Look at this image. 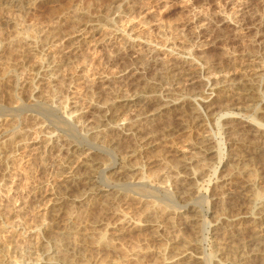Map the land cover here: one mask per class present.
<instances>
[{"label": "bare ground", "instance_id": "bare-ground-1", "mask_svg": "<svg viewBox=\"0 0 264 264\" xmlns=\"http://www.w3.org/2000/svg\"><path fill=\"white\" fill-rule=\"evenodd\" d=\"M90 1L93 4L94 3L95 4L92 5L90 3L91 5L89 4L88 7L86 6L87 8L76 7V4L78 5V3H76L75 6L73 5L72 8L70 7V5L68 6L67 4H64L63 6L64 7L67 6L68 8L66 7L67 9L64 10L63 8H61V11L53 9L50 12L51 8H49L50 10L48 11L50 13L48 15L46 13L47 18L45 17L44 19L48 20L49 22L48 26L50 30L44 33L40 28L39 29L40 31L37 30L38 31L37 35L33 34L34 36L33 35L31 36L28 34V30L30 28L29 25L32 24L30 23L32 20L29 21L31 18L29 19L27 17L28 20H26L23 17L22 19L20 15H18V17L20 16L19 18H16L17 16L16 17L13 16L14 12H16V10L18 11V9L22 6V4H24L23 2L25 1L0 0L1 20L3 19L5 25L8 27L9 30H12L14 26L19 30V34H17L18 32L17 29L15 34L12 32V34L15 35V37L14 36L13 38L10 37L11 39L8 38L9 39L8 40L5 37L10 36L9 34L11 32H9V34L8 33L5 34L7 30L6 31L3 30L5 31V33L4 32L1 33L2 31L0 29V99L2 98L0 101L3 102V98L4 96H6L4 95L6 94V89H10L11 93H15L16 91V94L14 95H15V102L16 101L17 102L15 104V107L12 106L14 108L13 109L14 111L9 109L10 112L12 111L11 113H16L19 111L21 112L26 108V105L30 104V103L24 104L26 102H24L25 100H23L24 98L22 97L23 96L22 91H24L27 88V86H29V88H32V91L34 93L40 90V86L44 84H48L51 87H55L54 83L56 81L60 82L59 80L61 76L59 75L60 68L61 67L69 68L72 62L76 63L75 61L77 60L79 55L78 54L80 50L79 48H81L79 46L81 42H89L87 41V39H93L96 36L106 37L108 35L111 36L112 34H113V39L114 37H116L115 38L116 42L118 39H122V38H118L120 36L124 37V39L126 38V40H124L123 43L121 44L125 47L127 46L128 50L125 49L124 51H122L123 53L121 54H123L122 57H124L125 60L126 58H129L128 60L131 63L130 65L131 68L127 67L128 71L123 75L124 79L127 80L125 85L127 90L126 92L128 94L125 96L123 95V97L112 99V103L108 102L110 103L109 105L108 103H106L107 101H105L107 105L105 103L103 106L96 105L95 110L97 111L98 115L93 117L94 118L93 123L98 122V125L100 124L99 126L103 127L104 129L101 128L102 129L101 130L99 128L101 130L99 131L97 127H96L97 129L95 130L94 128L88 130L89 127L87 128V126L80 125V127L82 128L83 131L86 129L84 132L87 135H92L89 138L91 139L90 141H92L93 144L99 147L101 145L102 146L105 145L106 147H108L107 136L113 135L115 136L114 138L118 139L119 143L121 142L120 144L124 146V149L127 150H124V153L122 155L123 157L121 156V154H119L121 156L119 160L116 159L119 156H117L116 158L113 157L112 160L109 157L110 161L108 160L105 163V161L103 162L102 159H98V158L95 159L92 156V152H94L93 151L94 149L89 151L88 149L85 150L84 148L83 150L79 148V146L71 142L60 143L61 145L60 147H62L63 150H65L66 154L72 156L76 155L75 158L76 164L75 163L73 164L75 166L74 168L72 167L73 171L70 169V172L71 171L73 173L76 172L77 174L75 173L72 177H70L71 175L65 177L63 175L62 177L64 178H61V180L56 183L55 191H57L58 193L53 192L52 195L54 197L51 196V198L48 200V204H47V209H49L48 212L51 216L53 215V217L58 219L61 216V214H63L65 207L68 206L74 207V205L79 203L80 204L82 203L84 207H86L88 210L90 209L91 211L93 205L94 204L98 205L99 201L95 203L96 200L94 198L91 199L92 197H89L90 199L88 198L89 200L88 201L86 200V197L90 195L95 198L96 197L100 198L101 197L100 194H104L105 192H108V191H104L105 189L100 190L101 188L94 189V187L96 186V184H98L97 175L100 176L103 184L104 181L106 182L105 183L106 185L103 186L104 188L111 187L109 183L111 179L109 180V178H111L113 175L112 176L107 175V172L111 171L112 169H114L113 171L117 170L116 172H113L115 175L120 176L121 178L124 179V180L121 179L123 180V182L121 181L123 183L121 184V186H123V188L125 187V189L133 190L134 192L132 193H134V195L138 190H140V192L144 190L143 192H145L146 189L147 190L149 189L150 190V191L148 190L149 192L146 191V194L149 193L147 195H150L152 192H159L162 195H167L171 197L173 201H175L176 203L175 205L177 204L178 205L182 204V205L181 206L179 205L180 207L177 206L178 208L176 207L175 209H172L169 206L168 208L167 205L166 206L164 205L166 208L161 207L158 204L159 201L157 199L156 201H158V203L153 201L152 196H151L152 198L150 196L149 197L152 199L151 201L153 202L145 203L144 198H146L147 197L146 196V197H142L144 200V203H142L139 202L138 200L139 198H141L140 196H142V195L138 196L139 194H141L138 191L139 194L138 192L136 193V195L139 197L138 198L136 196L138 198L137 199L138 201H135L136 200L135 197L133 198L131 197L132 199H134V202H136L137 204L136 206L138 207L137 209H133L134 211L133 214L129 212L131 216L128 215L129 216L128 217L126 213L129 208L125 210L126 213L124 212L125 213L124 214L122 212L124 207L123 209H121L120 212L119 209L117 210L115 209L117 206L113 202V204L116 207L115 206L112 207L111 210L110 208H105V206H109V205L106 204L107 202L104 203L102 201L101 203H104L105 206L104 205L101 206L104 207L105 210L109 209V211L110 210L112 211L111 214L113 216V219H111L112 221L109 220L111 217L110 218L108 217L109 219H107L108 221L106 222L104 221L102 222L103 219H100L101 220L100 221L99 218H97L98 216L95 217V219L97 218L99 220L98 222L99 224H95L96 227H94L91 232L89 231L90 233L85 235L83 233L84 237L81 238V241H78L80 240L78 239L77 240L78 242H76L74 239V237L78 235L77 232L76 235L74 233L75 236L73 235V237L70 236L71 233H69V231L68 232L66 231L67 229L65 230L67 233L60 232L61 234L60 235L58 234L59 236H57V239L59 238L58 242L62 241L60 244L62 243L63 244H62V248H56L55 252L53 250L52 251L43 250L42 252H40L41 254H38L37 252H39L38 251L39 249L37 248L41 247V243L39 244L38 240L36 239L33 245L34 249L32 248L30 250V253L37 255L35 259L36 262L35 264H264V188L259 187L257 184L258 180L260 179L259 176L257 175L259 171H257L256 173L257 169L255 170L254 168L252 169L250 166H248L250 165V163L245 159L246 157L245 158L241 157L242 154L241 155L238 154V150L245 149L246 151L249 150L248 152H250L251 149H254L252 151H254L255 153H261L260 155H262L263 153L262 157L264 156V145H262L263 142H261L262 143L261 145H256L254 144L256 143V140L254 143L249 141L250 139L248 140V138L250 137L254 139L259 138V140H261L262 138L264 139V42L262 40L264 38V15L261 14L257 15L256 13H253L255 11L250 12L249 10L250 6L254 4L256 5V7L260 6L263 9L264 0H243L240 3V5H234L235 3L234 4L232 3L231 14L225 17L224 20L222 19L217 22L218 23L217 30H224L232 27V30L238 31V36L242 35L243 37H249L251 39V43L254 48L253 50L254 54L252 52H251L252 54L251 53L249 54V57L252 58V60L249 58L248 60L250 61H247L246 59L247 63H244L243 61H241L242 63H239L237 59H236L237 61H235L233 58L227 56L229 58L227 59L224 58L226 59L225 62L221 60L225 65L217 64V62L219 61L218 60L219 57H217L218 61L216 63H211V62L203 63L202 61L199 62L200 60L197 62L190 61V59H187L186 56L188 55L189 58L193 54L192 50L189 52L186 50V52L188 53H185L187 55L184 54L185 57L184 55L183 57L180 56L179 53L178 56L180 57L178 58L176 57V59H173L172 56L170 57V54L173 53V56L175 54L172 50L171 51L172 53L167 54L166 56L163 57V59H152L151 61L145 59L147 56H145L144 59H142L143 58L142 56H144L143 55L144 52L142 53L140 52L141 51L140 50L137 51L140 52L138 54L142 55L139 58V56H137L138 54L135 56V52H136L135 50L140 46L138 47L136 45L137 48H135L136 47L135 45L134 46L127 45L128 42L129 43L130 41L133 42L135 39L134 38L133 41L132 39H130L132 36L130 32L133 29L130 30L129 32L131 35L130 36L129 33L126 32L127 33L126 34L124 32L125 30L124 31L121 29L117 30L115 26L117 24L116 19L123 17L127 14L129 10L130 0H99L98 2L97 0H90ZM36 2L37 0H31V5H29V7L35 6ZM51 2H55V0H52ZM84 2H82V4ZM73 3L75 2L73 1ZM59 4L62 5L61 3ZM56 7H58V4ZM196 8H201V7L196 6ZM201 13L200 11L195 12L192 15V19L196 21L197 18H200L199 14ZM26 16H28V14ZM43 16L44 14L41 17ZM41 17L38 18V21L39 19L40 20L42 19ZM15 18L19 19L18 21H20V24H18L19 23L18 21H17L18 23L15 22ZM188 19L185 18V20L187 21ZM42 21L40 22L43 23ZM37 24L34 26H37ZM198 29L199 31L193 35L196 41H199L200 39L205 37V35L202 33L203 30L202 27L199 26L197 27V30ZM4 34L7 36H5ZM3 36L5 37L3 38ZM192 38L189 39L192 40ZM172 40L174 39L166 38V41L168 43L167 46H163V47H168V45L173 44L174 41ZM192 41H190L191 44ZM21 45L22 47H20ZM181 47L185 52L184 47L183 46ZM170 50L168 49V51ZM221 57H223V55ZM79 58H81V56ZM30 59H32V61ZM135 59H139L140 63L142 62L140 61L141 59L143 61L146 60V62L145 63L142 62V64H146V65L148 64V67L144 69L141 68L140 65L139 67L136 66L138 62L137 61L135 62ZM29 60L30 63L32 62L31 67L26 66V64L29 63ZM208 60L211 61V58L210 59L207 58V61ZM74 63L72 65H74ZM75 66L77 67V65H74V67ZM125 66L127 65L125 64ZM64 76L63 79L62 78L60 79L64 80L65 79ZM148 76H152V77H148ZM71 81L72 80L70 79L69 82ZM69 84L71 85V83ZM58 85L56 86L58 87ZM64 85L66 86L65 83ZM105 88H107L106 90L109 91L107 86ZM95 92L97 93L98 90ZM103 93H105V90ZM93 94L94 93H92V95ZM101 96L99 98H101ZM96 98L97 96L95 97V99ZM224 98L228 99L227 102L230 104L235 103V106L245 105L246 102L245 108L242 107L244 111L243 113H250L252 116L250 122L239 119L238 117H236L237 114L229 113L233 111V108H231L232 111L231 109H229L230 106H233L230 104L229 107H227L225 114L221 115L222 119L221 118L220 119L222 120L223 123L222 127L224 131V136L227 137V141H225L224 144V149H226L225 151L227 152L228 156L226 155L227 157L225 161H224L225 154L221 153L222 152L221 150L219 149L217 150V146H216L217 144L213 143L212 138L208 137L207 135H203L202 137L199 136L201 138L197 137L198 139L188 141L180 148H176L174 152L177 154V156L180 157L178 164L175 159H173V161L175 160L176 163L173 164L172 163L173 161L171 162V164L173 165L169 164L168 161L167 163L170 166V168L168 169L166 168L167 169L166 171L163 168L162 170H164L163 171L164 173H162L161 170V174L155 173V175H151L150 178L148 176L149 179L144 178L143 172H141V168L139 166L133 164L130 165L131 162L128 163L129 160H131V158L132 159L134 157L139 158V156H141L148 148L147 142L149 140V135L153 134L154 126H155L154 123L157 122L156 120H159L162 117H167V118L170 117L171 119L169 120L174 121L175 117H177L178 120L175 122V127L173 126L174 128L170 130L173 132L180 131L186 133L189 131H185V130L188 129L190 125L195 123L197 124V121L201 119L202 115L208 116V114L211 112L212 108L214 107V106L212 107V105L215 101L219 99L225 101ZM28 99L32 100L31 97ZM90 99H91V95H90ZM229 99H232L231 102H229ZM220 102L221 101H219V103ZM227 102L224 103L225 107L228 104ZM36 103L37 102H35V104ZM76 104L77 103L74 101L73 102L67 101V103L63 108L64 109L63 121L66 122L67 125L71 123H73L74 126L78 125L74 123L75 120L72 118L73 114H76L79 111L74 109L77 106ZM69 106H72L71 108L74 111L67 113L66 108H68ZM219 106L220 105H218L217 107ZM30 107L32 108L33 106ZM57 109L58 108H56V110ZM0 111L1 112L3 111V114L5 112L7 114L5 108L3 110L0 109ZM78 116H80L79 113ZM8 122L5 118L0 119V135L6 133L7 128L5 129V126H7L6 124H8ZM13 122H15L16 124V121H12L11 124H13ZM20 125H22V122ZM87 125L89 124L87 123ZM11 127L14 130L11 131L10 133L13 135L11 136L12 138L8 137V139L10 138V141L12 139V142L8 143L9 144L8 147L9 149L12 150L10 146L13 144V142H15L14 145L16 146L17 140L14 141L15 140L14 137L19 136V132H17L19 128L16 129L14 128V126ZM11 127L8 128L10 129ZM20 133L21 136L23 132L20 131ZM87 135H85V137ZM110 139L112 138H109V142L114 143V141H112L113 139L111 141ZM2 143L3 142H1L0 145L1 170L6 166V163L8 162L7 153L9 152L8 151L9 149L8 150L6 149L7 148L6 145ZM257 143L259 144L260 142L257 140ZM253 144L256 146H253ZM17 147H15L14 150H16ZM35 149L40 150L41 148L39 149L38 147ZM105 149H108L109 151V149H111L110 145L109 148H105ZM106 151L103 150L102 154L106 155ZM242 152L243 151L241 152L239 151V153ZM156 155L157 154L153 155V157ZM156 157L153 160L156 159L157 161ZM212 157H217L218 158V159L216 158L217 162L220 159V163H221L220 164L221 167L219 171L220 177L216 179V182L213 183L212 187H210L208 192H206L207 194L202 195L203 193H201L197 189L196 184L199 182V180L204 178L203 176L207 171L206 163L209 162V161L206 162V160H209V158L211 159ZM127 159H129L128 162ZM97 160L99 161L102 160L103 164H99ZM138 160L139 159H137L136 162ZM160 160L162 161L163 158ZM73 161L71 162L73 163ZM149 161L150 163L153 162V161L151 162L150 159ZM261 162L258 163V167L259 164L261 166ZM263 164L264 163H262V167L264 166ZM165 165L167 164L165 163ZM253 165L251 166L254 167ZM4 171L3 174L5 173ZM261 176H263V180H264V174L261 175L260 172V177ZM5 177L7 176L5 175ZM17 177L14 178L13 176L10 179L13 182L15 181L14 179L19 178ZM116 178L118 179V177ZM115 180L113 182H116ZM79 185L93 186V189L92 188H91L92 190L88 189L89 192L87 190L86 191L82 190L83 193L80 190L82 194H84V192L87 193H85L84 196H78V193H76V191ZM115 190L114 192L111 193L112 196L110 194L113 201L115 200L119 201L120 199L126 201L131 200V198L128 197V195L130 194L127 193L124 194L125 191L122 193V191H119L116 188ZM74 193L76 196H74ZM47 196L49 197L50 195ZM120 202L119 204H121ZM203 202L206 203L207 205V210L205 212H203V208H202L204 206L201 207V205H203ZM200 203L201 205H199ZM128 204L130 206L132 203L130 204L128 202ZM128 204L126 202V205ZM97 205L96 208H99L100 202L98 205L99 207ZM132 207L133 206H131V208ZM68 208L70 209V207ZM94 208L95 207H93L92 209ZM120 208L122 207L120 206ZM104 209L101 210L104 212L105 211ZM101 210L100 212L102 213ZM12 211L16 212L17 209L14 208ZM70 212L71 209L69 213ZM72 212L75 213L73 210ZM98 212L97 214H99V216L103 214ZM106 213L108 214V211ZM90 214L94 215L93 213ZM207 214H209V216L211 215L210 223L206 222ZM178 222L184 227H186L187 230L190 231L189 233L190 235L188 236L184 235V233H182L183 231L180 232L179 229H177L179 232L178 231L175 232L176 234H173L172 232L168 231L173 235H170L169 233L166 232L168 226L169 228L170 226L174 227L175 223ZM166 226L167 229L165 230ZM203 226L208 228L206 234H208L207 236L210 237L203 238L201 236V230L203 229ZM178 228L180 227L178 226ZM49 229L48 228L44 229V233L48 234ZM144 232H148L150 234V238L156 241L155 243H157V247H154L153 249L149 247L150 246L148 245L149 241L147 242V240L149 239L148 237H147L148 239L141 238L142 240L140 241L143 246L141 245L140 247L138 242L137 244L139 245V248L135 246L136 243L132 240L136 238L137 236L136 234L140 233L142 235V233L144 234ZM131 234H134V236L136 235L132 240H130V242L132 241L135 244L134 245L132 243L131 245H134L136 248L134 246L133 247L131 246V248L128 249L126 247H123L124 249L126 248L127 250L122 251L123 248L121 249L120 247H122L121 245L124 246V244H121L119 242L120 246L117 249L120 248L121 251H119L120 249L117 250L116 249L117 246L115 247L114 245L115 241L121 240L120 238L126 236L130 237L132 236ZM144 236H146V233ZM140 237H138V239ZM202 241L203 242L207 241L208 243L211 244L210 247L211 252L210 255L207 257L205 256V249L202 246ZM123 243H125L124 240ZM126 245L130 247L128 244ZM107 249L117 250L116 251L117 253L121 252L118 253V255L119 254L121 255V258H119L120 260L118 261V259L117 260L115 258L113 259L111 258L110 255H104L103 252L106 251ZM4 258L5 257L0 255V264H11V262H9Z\"/></svg>", "mask_w": 264, "mask_h": 264}, {"label": "rangeland", "instance_id": "rangeland-1", "mask_svg": "<svg viewBox=\"0 0 264 264\" xmlns=\"http://www.w3.org/2000/svg\"><path fill=\"white\" fill-rule=\"evenodd\" d=\"M22 1H25V2H23L24 4H22V6L18 9V11L16 10V12H14L13 16L14 17L17 16L16 18H19L21 16V18L23 17L26 20H28V18L29 19L31 18L29 21L32 20L30 22L32 24L29 23L30 28L28 30V34L31 36L33 34L37 35L38 31H40L39 30L40 28L44 33H46V31L48 32V30H50L49 26H48V24H49L48 20L44 19V18L53 9L59 10V11H61V8H63V10L67 9L68 7L67 6H66L67 8L64 7L63 6L64 4H67L68 6L70 5L71 8L73 5L75 6L76 3H78V5L76 4V7H82V8H87L90 3L92 5L95 4V3L93 4L90 0H87V1L86 0H77V1L76 0H55V2H51L52 0H47V1L46 0L45 1L37 0L35 6H33V7L30 6L31 7V9H30L29 5H31V0H22ZM70 1H72V2H70ZM73 1L75 3H73ZM84 1H86V2H84ZM98 1L99 0H97V2ZM242 1L243 0H214V1L213 0H210V1L209 0H200V1H198V0L197 1L196 0H194V1L193 0H130L129 10H128L129 13L127 12V14L125 16L117 18L116 19L117 24L115 26H116L117 30L118 29H121L123 31L125 30L124 31L125 33L126 32L129 33L130 30L133 29L130 32L132 36L130 35V33H129V35L131 36L130 39H132V41L134 38L135 39L133 42H131V41H130V43L128 42L129 44L127 43V45H129V46H134V45L136 46L137 45L138 47L140 46L139 48H137V46L135 47V48H137L135 50L136 51L135 56L140 52H142V53L146 52L145 54L143 53L144 56H142L140 54H138L137 56H139V58H140V56H142L143 57V58L141 57L142 59H144V57L147 56L145 59H148L149 61H151L152 59H163L164 56L172 53L171 52L172 50L175 54H174V56H173V53L170 54V57L172 56L173 59H176V57L178 58L180 56L183 57V55L185 53H188L189 51L192 50L193 54L189 58H188L187 54H185V55H187L186 56L187 59H190V61H193V62H197L200 60L199 62L202 61L203 63H210V62L216 63L219 60L217 62V64L223 65L224 63L222 61L225 62L226 59L230 57V58H233L235 61L238 60L239 63H242L241 61H243L244 63H247L246 59H247V61H250V60H248L250 58L249 54L251 52L254 54V51H253L254 48L252 46L251 39L249 37H243L242 35H239L240 36L239 37L238 31L232 30V27L224 29V30H217V25H218L217 22L219 20H222V19L224 20L225 17H227L231 14L232 3L233 4L235 3L234 5H240V3ZM82 2H84V3L82 4ZM192 2L193 3L195 2L194 5ZM59 3H61L62 5H60ZM57 4H58V7H56ZM196 6L201 7V8H196ZM255 7H256L255 4L250 6V9H249L250 12L255 11L253 13H256L257 15H260V14L264 15V8L262 9V7H260V6L256 7V8ZM49 8H51V10ZM90 9H92V8H90ZM195 9H196V11H195ZM48 10H50V12ZM262 10H263V12H262ZM45 11H48V12H45ZM197 11H200V13L201 12L202 13L199 14L200 18H197L195 21L192 19V15ZM33 13L36 15H34ZM46 13H47V15H46ZM27 14H28V16H26ZM39 14H41V15H39ZM43 14H44V16L41 17ZM18 15H20V16L18 17ZM24 16H26V17H24ZM29 16H31V17H29ZM32 16L33 17L36 16L37 18L36 17L33 18ZM39 16L43 19V21H42V19L41 20L39 19V21H38V18H40ZM187 16L189 19L187 18ZM184 17L186 19H188V21L185 20ZM16 18H15V22L16 23L19 22L18 24H20V21H18L19 19H16ZM33 19H34V21H33ZM192 20H193V22H192ZM40 21H42L43 23H41ZM36 24H37V26H34ZM41 24L42 25L44 24L43 26L45 28ZM5 26L6 25L3 21V19L1 20V13H0V29L2 31L1 33H3V32L5 33L6 30L7 31L5 34H7V33L9 34V32H11L9 34L10 36H7L4 34L7 37L3 36V38L5 37L7 39L8 38L11 39V38H13V36L15 37V35H13L12 32L15 34L18 29L14 26L15 29L12 28V30H9L8 27L7 26L5 27ZM199 26L202 27V29H203L202 33L205 35V37L200 39L199 41H196V39H194L193 35L199 31V29L197 30V27H199ZM37 27H38V29H37ZM128 29H129V31H128ZM3 30H5V31H3ZM30 30L31 31L33 30V31L31 32ZM230 31H232V32H230ZM17 34H19V30H18ZM222 37H223V39H222ZM230 37H231V39H230ZM115 38L116 37H114V39H113V34H112L111 36L108 35L106 37H97L96 36L93 39H87V41H89V42H81L80 46H79V47H81V48H79L80 49L79 53H78L79 55H78L77 60L75 61L77 64L72 62V64L74 63V65H77V67L76 66L74 67V65H72V64H71L72 67L70 66L69 68L61 67L60 72H59V75H61L60 78L63 79L64 75L66 77L64 76V78H65L64 80H61L59 78L60 82H62V83H60L59 81H56L54 83L55 87H51L48 84H44V85L40 86V90L33 93L32 88H29V86H27V88L24 91H22V94H23L22 97L24 98V99L23 98L22 99L25 100L24 102H26L24 104L30 103L29 105L33 106L32 108L29 105H26V108L24 110H22L21 112L19 111L20 113L19 112L11 113L12 111H14L13 107H15V104L17 101L15 102V95H14V94H16V91H15V93H11L10 89H6V94H4L6 96H4L3 102L0 101L1 107H4L5 110L7 111V114H6V112L4 113L5 115L3 114V111L2 112L0 111V119L5 118L7 120V122L9 121L8 124H6L7 126H5V129L7 128L6 133H4L5 135L4 134L0 135V145H1V142H3L2 144L6 145V147H7L6 149L8 150L9 149L8 143L12 142V139L10 141V138H12L11 136H13L10 133H11V131L14 130V129H12L11 126H14V128H16V129L19 128L18 131L16 130L17 132H19V136L14 137V139H15L14 141L17 140L16 141L17 144L15 146L14 145L15 142H13V144L10 146V148H12V150L9 149L8 150L9 152L7 153V156H8L7 161L8 162L6 163V166H5L6 168L4 167V168H2V170L0 169V171H2V172H0V255L5 257L4 259L11 262V264H35L36 263L35 259H36L37 255L30 253V250L32 248L34 249L33 245H34V242L36 241V239L38 240L39 244L41 243V247L37 248V249H39L38 250L39 252H37L38 254H41L40 252H42L43 250H50V251L53 250L55 252L56 248H62L63 243L60 244L62 241L58 242L59 238L57 239V236H59L61 233H67L69 231V233H71L70 236L73 237L74 233L76 235V232H77L78 235H76V236L74 235L75 236L74 239L76 242L81 241V238H83L85 234L90 233L92 231V229L94 227H96L95 224H99L98 222L100 219H103L102 222L108 221L107 219H109L110 217L111 218L109 220L113 219V216L111 215L112 214L111 208L114 207L115 205L117 207H119V208H117L115 206L116 207L115 209L116 210L119 209L120 212H121V209H123V207H124V209L122 211L123 213L124 212L126 213L125 210H127V208H129L126 214H127V216L128 215L131 216V214L129 212H131L133 214V212H134L133 209H137V207H138V206H136L137 204H136V202H134V199H132L133 197H135V199H136L135 201L139 200V202L144 203V200L142 197L147 196L146 198H144L145 203H147V202L150 203L153 201L158 203V201H159L158 204L161 207H165L167 205V207L169 206L172 209H175L177 206L180 207L182 205V204H179L180 206L178 204L175 205L176 203H175V201H173V199L171 197H169L167 195H162L159 192H152V190H151L152 193L150 192L151 194L147 195L149 193L146 194V191H148L149 189L148 190L146 189L145 192H143L144 190L141 192H140V190H138L141 193V194H139V192L137 191L139 194L138 196L142 195V196H140L141 198H139L136 195V193H137L136 191H135L136 193L134 195V193H132V192H134L133 190H131V189L128 190V189H125V187L123 188V186H121V184H123L122 182L124 179L121 178L120 176L115 175L113 172H116L117 170L113 171L114 169H112L111 170L112 172L111 171L107 172V175H111V176L113 175L111 178H109V180L111 179L109 182L111 187L104 188L103 186L106 185L105 184L106 182L104 181V184H103L99 175H97L98 184H96V186L94 187V189L95 188H97V189L101 188L100 190L105 189L104 191H108V192H105L104 193L105 195L100 194L101 197L100 198L96 197L97 199L93 196H90V195L86 197V200H88L89 197H92L91 199L94 198L96 200L95 203H97L99 201L101 208L98 206L99 202H98V205L93 203L94 204L93 207H95V208L92 209L93 208L92 207L91 208L92 212H91L90 209L88 210L86 207H84V205L82 203L81 204L79 203L81 206L79 204L74 205V207L68 206L71 209L70 213H69L70 209L68 207H65L64 209L65 210L67 209L66 212L64 210L63 214H61V216L58 219L53 217V215L51 216L48 212V210H49V209H47L48 200L51 198V196L54 197L52 195L53 192L58 193L57 191H55L56 183L59 182L61 180V178H64L65 176H70V175H71L70 177H72L76 173V172H74V173L72 172L73 168L75 166L73 164L76 162L75 161L76 155L72 156V155L66 154L65 150H63V148L60 147L61 146L60 143H62V142H69L70 143L71 142V143L79 146V148H81L83 150H84V148H85V150L88 149L89 151L94 149L93 150L94 152H92V156L95 159L96 158L102 159L103 162L105 161V163H106V161H108V160L110 161V159L112 160L113 157L116 158L117 156H119V157H117L116 159L119 160L120 157L123 155L124 150H127V149H124V146L120 144L121 142L119 143L118 139L114 138L115 136H113V135H112L113 137L107 136L108 147H106L105 145H103V146L101 145L99 147V146L93 144L92 141H90L91 139H89V138L92 135H87L84 132L86 129L83 131L82 128L80 127V125L87 126V128L89 127L88 130L91 128L92 129L94 128V130L98 128L99 131L104 129L103 127L99 126L100 124L98 125V122L93 123V120H94L93 117L98 115L97 111L95 110L96 105H98V106L102 105L103 106L105 101H107L106 103H108V102L112 103V99H115L118 97H123V95L125 96L128 94L126 92L127 90H126V85H125L127 80L124 79L123 75L128 71L127 67L131 68V66H130L131 63L128 60L129 58H126V60H125V58L122 57L123 54H121V53H123L122 51H124L125 49L128 50L127 46L125 47L121 44V43H123L124 40H126V38L124 39V37L120 36L118 38H122L123 40L118 39L119 41L117 40V42H116ZM166 38H173L174 40H172V41H174V42H173V44L168 45V47H163V46H167L168 42L166 41ZM189 38H192V40L194 39L193 40L194 42ZM227 38H229V39H227ZM224 39H225V41L227 39V41L225 42ZM230 40L231 41L233 40V41L231 42ZM262 40L264 42V38ZM190 41H192V44L190 43ZM225 45H227V46H225ZM181 46L184 47L185 52ZM20 47H22V45ZM162 48H163V50H162ZM189 48H190V50H189ZM168 49L169 50L171 49V50L168 51ZM186 50L188 52H186ZM137 51H140V52H137ZM181 52H182V55H181ZM179 53H180V56H178ZM220 54H222L223 57H221L222 55H220ZM185 55H184V57H185ZM80 56H81V58H79ZM227 56H229V57H227ZM217 57H219L218 60H217ZM121 58H123V59H121ZM207 58H209V59L211 58V61L208 60L209 61L208 62ZM224 58H226V59H224ZM142 59L140 61L145 63L146 60L143 61ZM191 59H193V60H191ZM250 59L252 60V58H250ZM30 60L32 61V59H30ZM30 60H29V63H30ZM136 61L138 62L136 64V66L139 67V65H140V67L144 68V69H146L148 67V64L146 65V64H142V62L140 63L139 59H135V62ZM205 61H207V62H205ZM29 63L26 64L27 67H31V65H32L31 64L32 62L30 64ZM78 63H80V64H78ZM128 63H130V64H128ZM125 64L127 66H125ZM64 68H65V70H64ZM66 70L67 71L71 70L72 72L68 71V72H71V73H68ZM60 73H62V74H60ZM68 75H70V76H68ZM148 77H152V76H148ZM70 79L72 80L71 82H69ZM103 82H105V83H103ZM64 83L66 84V86L64 85ZM69 83H71V85ZM58 84H60V85H58ZM61 84H63V85H61ZM90 84H92L93 86ZM56 85H58V87ZM49 86H50V88H49ZM106 86L108 87L109 91L106 90L107 89V88H105ZM89 87H91V88H89ZM93 88L95 91L98 90V92H100V93H98V92L96 93L93 90ZM100 89L103 92L105 90V93H103ZM57 92H59V93H57ZM109 92H111V93H109ZM92 93H94L97 96V98H99L101 95L102 96L99 99L96 98L97 99L96 100L95 99L96 96L94 94L92 95ZM108 94H109V96H108ZM90 95H91V99H90ZM105 95H107L109 98ZM10 97H12V98H10ZM30 97L32 98V100L28 99ZM4 99H5V102H4ZM224 99H225V101H223L222 99L215 101L212 105V107L213 106L214 107L212 108V110L208 114V116L202 115L201 119L197 121V124L195 123L196 125L192 124L189 126L188 129L185 130V131H189L186 133H183L180 131L173 132L170 130V129L175 127V122L178 120L177 117H175L174 121H172V120L170 121L169 120V119H171L170 117L169 118L162 117L159 120H156L157 122L154 123L155 126H154L153 134L149 135V140L147 142V144H148V146H147L148 148L146 149L147 152L145 151L141 156H139V158L134 157L133 158L134 160L132 158H131V160H129L130 159L129 158V159H127V162L129 160L128 163L131 162L130 165L133 164V165L139 166L141 168V172H143L144 178L149 179L150 176L155 175V173L161 174V170L163 168L165 169V171L168 168H170L168 163L171 164L173 159H175L177 161V164H178L180 157L177 156V154L174 152V150L176 148H180L181 146H183L188 141H192V140L201 138L203 135H207L208 137L212 138L213 143L217 144L216 145L217 150L219 149L222 151L221 153L225 154V156H224V161H225L226 157L228 156L227 152L225 151L226 149H224V144H225V141H227V137L224 136V131H223V127H222L223 123L221 120L222 119L221 115L225 114V111H226L227 107H229L230 103L227 102L228 99H226V98H224ZM231 100L232 99H229V102H231ZM34 101L37 103L35 104ZM67 101H70V102L74 101L77 103L76 104L77 106L74 109L79 110L78 113L80 114V116H78V113H76V114H73L72 118L75 120L74 123L78 124V125L74 126L73 123L67 125L66 122L63 121V111H64L63 108H64L65 104L67 103ZM219 101H221L222 104H221V102L219 103ZM39 102H40V105H39ZM225 102L228 103V104L226 103L227 104L226 107L224 106ZM110 103H108V105ZM247 104H249V103H247ZM218 105H220L219 107H221L222 105L224 107L222 106L221 108H219V107H217ZM230 105H233V106L229 107V109L233 108V111L231 109L232 112H229L230 114H237L236 117H238L239 119H242L243 121H249V122L251 121L250 120V119H252L251 114L250 113H243L244 112L243 108H245L246 102H245V105L235 106V103H233V104L231 103ZM35 106H36V108H35ZM1 107H0V109L3 110L4 108H1ZM51 107H52V109H51ZM71 107L72 106H69L68 108H66L67 113L74 111V110H72ZM56 108H58V109L56 110ZM9 109H11L12 111L10 112ZM240 109L242 112L240 111ZM234 111H236V112H234ZM226 113H228V112H226ZM165 119H167V120H165ZM12 121H16V124H15V122H13L14 125L11 124ZM21 122H22V125H20ZM87 123L89 125H87ZM170 123H172V124H170ZM18 124H19V126H18ZM83 124H85V125H83ZM95 124H97V125H95ZM166 124L167 125L170 124V125L167 126ZM8 127H11V128L9 129ZM40 127H41V129H40ZM168 127H170V128H168ZM80 128L82 131L80 130ZM99 128L100 129L102 128V129L100 130ZM7 130H8V132H7ZM19 130L21 132H23L21 136H20L21 133ZM83 133H85V134H83ZM85 135H87V136L85 137ZM199 136H201V137H199ZM8 137H10V138L8 139ZM109 138H112V139L114 138L113 140L110 139V141L112 140V141H114V143L109 142ZM248 140L251 141L252 143H254L256 140V143H254L256 145H261L262 144L261 142H263L262 145H264V139L263 138L261 140H259V138L254 139V138L250 137V138H248ZM257 140L260 142L259 144L257 143ZM5 141H6V143H5ZM116 143H118V144H116ZM254 144H253V146H256ZM109 145H110L111 149H109V151H108V149H105V148H109ZM111 146H114V147H111ZM15 147H17L16 150H14ZM38 147H39V149L40 148L41 149L40 150L35 149ZM100 148H102V149H100ZM103 150H105V151L107 150L106 155L102 154ZM252 150H254V149L250 150L251 153L248 152L249 150L246 151L245 149L244 150H238V154L239 155L242 154L241 157H244V158L246 157L245 159L247 161H249V163H250V165H248V166H250L252 169L253 168L255 170L257 169L256 173H257V171H259V173H257V175L259 176L260 179L258 180L257 184L259 187L264 188L263 176L260 177V172H261V175L264 174V166L262 167V163H264V156L262 157L263 153H262V155H260L261 153H255ZM239 151L240 152L243 151V152L239 153ZM119 154H121V156ZM155 154H157L156 156H158V157H156V156L153 157V155H155ZM243 154L246 156H244ZM143 156H145V157H143ZM109 157H110V159H109ZM155 157L157 158V161H156V159L153 160ZM248 157H250V158H248ZM159 158L160 159L163 158V160L161 161ZM216 158L217 157H212L211 159L209 158V160H206V162L209 161L206 163L207 164L206 165L207 171H206L205 175L203 176L204 178L202 177L203 179L199 180V182L196 184L197 189L201 193H203L202 195H206L207 194L206 192H208L210 187H212L213 183L216 182V179L220 177L219 171H220V167H221L220 164L221 163H220V159L217 162L218 158L217 159ZM261 158H262V160H261ZM135 159L136 160L139 159V160L136 162ZM149 159L151 160V162L153 161L155 164L153 162L152 163L154 165L152 163H150ZM255 159H256V161H255ZM102 160H100V161L97 160V162H99V164H103ZM175 160L172 162L173 164L176 163ZM71 161H73V163ZM132 161L136 162V163H133ZM257 161H259V162H257ZM160 162H162V163H160ZM260 162H261V166L259 164V167H258V163H260ZM165 163L167 165H165ZM173 164H171V165H173ZM251 165H253L254 167H252ZM68 166H70L71 168ZM164 166H166V167H164ZM62 168H64V169H62ZM3 169L6 171H4ZM70 169L72 170L71 172H70ZM3 171L5 172L4 174H3ZM163 171L164 170H162V173H164ZM10 173H12L13 175ZM110 173H113V174H110ZM5 175L7 177H5ZM63 175H64V177H62ZM8 176H9V178H8ZM13 176H14V178H16L17 176L19 178L17 177L18 179H14L15 181L12 182V180L10 178ZM115 176L118 177V179ZM148 176H149V178H148ZM75 177H76V175H75ZM121 179H123V180H121ZM114 180L116 182H113ZM262 180H263V182H262ZM120 187H122V188H120ZM91 188L93 189V186L79 185L77 187L76 193H78V196H84L85 193H87V192H84V194H82L83 193L82 190L88 191V189H91ZM115 188L118 189L119 191H122V193L125 191L124 194L125 193L130 194V195H128V197L129 198L132 197L131 200L126 201V200L120 199L119 201H117V200L113 201V199L111 198V196H112L111 193L114 192ZM80 190L82 191V193ZM126 190H127V192H126ZM115 191H117V190H115ZM110 194H111V196H110ZM47 195H50V196L48 197ZM107 195H109L110 198ZM74 196H76L75 193H74ZM149 196L153 197V198L151 197L153 199V201H151L152 199ZM103 198H105L106 200ZM154 198H155V200H154ZM156 199L158 201H156ZM95 200H92V201H95ZM109 200H110V202H109ZM102 201L104 203L107 202L106 204L109 206H105L104 203H101ZM120 201H122V202H120ZM113 202L115 203V205L113 204ZM119 202L121 204H119ZM126 202H127V204H128V202L130 204L131 203L132 204L129 206V204L126 205ZM108 203H110V204H108ZM82 205L84 208L82 207ZM96 205L99 208H96ZM101 205H104L105 208H110L111 212L109 211V209L105 210L104 207H102ZM124 205H126V206H124ZM199 205H201V203ZM120 206L122 208H120ZM131 206H133V207L131 208ZM202 206H204V207H202ZM125 207H126V209H125ZM201 207L203 208V212H205L207 210L206 203L203 202V205H201ZM12 208L13 209L16 208L17 211L16 212L12 211L13 210ZM101 209L102 210L104 209L106 212L108 211V214L105 211L103 212ZM72 210L75 213H73ZM100 210L102 211L103 214L100 212ZM98 211L102 214L101 216H99V214H97ZM94 212H95V214H94ZM90 213H93L94 215H91ZM68 214H70V215H68ZM72 214H74V215H72ZM210 216H209V214H207V216H206V222H208V223H210V219H211ZM93 217H94V219H93ZM95 217L99 218V220L97 218L95 219ZM100 217H103V218H100ZM95 220H97V221H95ZM178 226L181 229L184 227L183 225H181L178 222V223H175L174 227L170 226V228H169V226H168V229H167V226H166L165 230L167 229V231H166L167 233L172 232L173 234H176L175 232H177L178 231L177 229H179L180 232L183 231L182 233H184V235H187V236L190 235L189 234L190 231L187 230L186 227H184L181 230L180 228H178ZM47 228L48 229L50 228L48 230L50 234L44 233V229H47ZM72 228H74V229H72ZM207 230H208V228L203 226V229L201 230V236L203 238L210 237V236H207L208 234H206ZM83 233H84V235H83ZM145 233H146V236H144ZM172 233H169V234L173 235ZM186 233H188V234H186ZM131 235L132 236H130V237H128V236L123 237L124 239L120 238L122 241L121 240L115 241L114 245H115V247L117 246L116 249L120 246L119 245L120 243L124 244V246L121 245L122 246V247H120L121 249L123 247H126L127 249L131 248V246L133 247L135 245L132 241H134L136 243L135 246L137 248H139V245H140V247L142 245L140 240L148 239V238L150 239V240L149 239L147 240V242L149 241L148 242V245H150L149 247H151L152 249L154 247H157V243H155L156 241H154V239L150 238V234L148 232H144V234L142 233V235L140 233L136 234L137 236L136 235L135 236H136L137 240H136V238H134L135 237L134 234H131ZM140 236H143V237H140ZM138 237H140V238L138 239ZM78 239H80V240H78ZM123 240L125 241V243H123ZM130 240H132V241L130 242ZM128 241H129V243H128ZM139 241L141 244L139 243ZM137 242L139 245L137 244ZM132 243L134 245H131ZM126 244H128L130 247H128ZM202 246L205 249V256L206 257L209 256L210 252H211V248H210L211 244L208 243L207 241L206 242L202 241ZM126 248L125 249L123 248L122 251L127 250ZM119 249H117V250H119ZM121 249L119 251H121ZM117 250H108L107 249L106 251L103 252V254L104 255H110L111 258H113V259L115 258L116 260L118 259V261H119L120 260L119 258H121V255L120 254L118 255V253H121V252L117 253L116 252ZM106 253H109V254H106ZM116 253H117V255H116ZM112 255H114V256H112Z\"/></svg>", "mask_w": 264, "mask_h": 264}]
</instances>
